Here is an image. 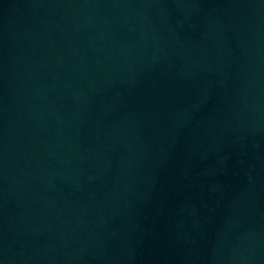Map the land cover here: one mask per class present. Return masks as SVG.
<instances>
[{"label": "water", "instance_id": "1", "mask_svg": "<svg viewBox=\"0 0 264 264\" xmlns=\"http://www.w3.org/2000/svg\"><path fill=\"white\" fill-rule=\"evenodd\" d=\"M0 264H264V0H0Z\"/></svg>", "mask_w": 264, "mask_h": 264}]
</instances>
